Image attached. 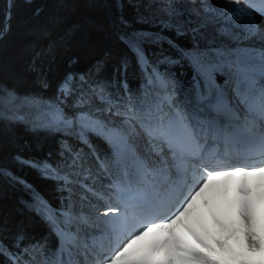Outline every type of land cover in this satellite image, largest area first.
<instances>
[{"label": "snow or ice", "instance_id": "snow-or-ice-1", "mask_svg": "<svg viewBox=\"0 0 264 264\" xmlns=\"http://www.w3.org/2000/svg\"><path fill=\"white\" fill-rule=\"evenodd\" d=\"M53 3L57 12L46 17L34 0H0V71L13 37L36 53L28 63L36 90L21 94L0 79V151L8 105L37 109L29 121L7 122L56 138L57 159L17 153L13 160L54 181L61 193L54 207L0 162V264H149L144 249L125 251L131 240L170 224L194 197L226 195L227 187L212 191L223 178L264 172V0ZM81 8L92 14L72 22ZM61 29V43L94 33L120 51H106L86 73L65 72L55 95L46 97L52 87L46 73L54 70L41 58L53 51V33ZM110 63L113 77L104 79ZM252 153L259 163L239 162ZM6 186L27 194L10 213ZM241 219L249 222L246 209ZM35 225L48 234L37 238ZM51 234L58 238L55 251ZM246 235L251 243L256 234Z\"/></svg>", "mask_w": 264, "mask_h": 264}, {"label": "trees", "instance_id": "trees-1", "mask_svg": "<svg viewBox=\"0 0 264 264\" xmlns=\"http://www.w3.org/2000/svg\"><path fill=\"white\" fill-rule=\"evenodd\" d=\"M34 6L44 10L46 17L57 12V7L53 0H34ZM0 7H3L0 5ZM92 10L81 8L78 15L71 18L72 22H83L84 18L91 15ZM54 32L52 40L56 42L53 51L46 53L41 58V63L46 67L51 62L53 72L46 73L48 79L52 82V87L45 91L43 95L53 97L56 92V83L62 78L65 72H74L83 74L88 71L92 63L99 57L103 56L106 51H111L116 56L120 51L112 42L97 34H88L85 32L76 33L68 37L61 43L57 40V36L62 33ZM185 47L188 46L187 41H181ZM36 53L27 46V44L18 37L6 41L2 53V71H0V79H2L6 87H14L19 93L25 94L35 89V76L28 71V63ZM76 58L77 63L71 64L70 60ZM113 61L112 63H114ZM112 63L109 64L107 70L101 75L104 79H112ZM37 111L35 109L32 114L27 112L20 113L17 109L7 110L6 119L3 123V139L2 151H0V162L5 166L13 169L16 174L25 178L34 188L41 193L54 207L59 206L61 193L57 191V185L54 181L42 178L34 169L22 167L13 160V156L22 153L26 158L35 160L57 159V140L45 133L31 134L27 131L23 124L10 126L8 120L15 116L24 118L29 121L31 116ZM99 143V142H98ZM103 149V145H100ZM27 199V194L19 187H5L4 189V209L6 213L15 210L17 202ZM37 238L41 235L48 234V229L41 225H35L30 229ZM70 241H65V246H70ZM49 244L53 251L58 247V238L55 234L49 236Z\"/></svg>", "mask_w": 264, "mask_h": 264}, {"label": "rangeland", "instance_id": "rangeland-1", "mask_svg": "<svg viewBox=\"0 0 264 264\" xmlns=\"http://www.w3.org/2000/svg\"><path fill=\"white\" fill-rule=\"evenodd\" d=\"M12 108L22 114L27 112L28 115L35 110L22 102L8 105L7 110ZM259 161L260 156L252 153L239 162L259 163ZM258 173L263 174L264 178V172ZM255 174H241L238 181L243 184L242 187H236L234 184L232 187L230 185L227 187L225 184L223 187L229 189L226 195H217L214 199H209L207 192L204 197L194 200L190 208L177 216L168 228L165 229L160 224L150 226L151 229L147 228V232L145 230L141 234L143 238L139 235L131 240L125 251L144 249L149 264H156L157 258L162 264H168V261H171V264H248L242 258V250L246 249L253 256L252 264H262L264 257V183L261 182L264 180L259 179L261 181L259 182ZM205 200L208 201L207 204L204 203ZM244 209L250 215L247 225L241 219V212ZM103 211L104 209L101 208L102 213ZM154 229H164L171 243L162 255L153 245L154 241L160 239L158 237L160 234H155ZM149 231L152 235L148 234ZM246 233L256 234L253 235L251 243ZM257 238H259V246H257ZM111 243L115 245V238ZM98 247L104 248L105 245L99 244Z\"/></svg>", "mask_w": 264, "mask_h": 264}, {"label": "bare ground", "instance_id": "bare-ground-1", "mask_svg": "<svg viewBox=\"0 0 264 264\" xmlns=\"http://www.w3.org/2000/svg\"><path fill=\"white\" fill-rule=\"evenodd\" d=\"M257 155H259L258 153H257ZM256 159H258V158H256ZM241 174L242 173H240V172H237L236 174H234V175H232V176H229V177H225V178H223L222 180H220V181H218L217 182V184L214 186V188L212 189V191H216L217 189H219V188H221V187H223L225 184H227V187H228V185H230L231 187L233 186L232 184H234L236 187H242L243 186V184L241 183V182H239L238 180H239V178H240V176H241ZM255 176H256V178H257V180L259 181V182H261L259 179H261V180H264V178H263V174H261V173H256L255 174ZM244 183H245V181H244ZM261 183H264V182H261ZM264 188V187H263ZM232 189V188H231ZM238 189V188H237ZM244 189H245V187H244ZM242 190V189H241ZM233 191V190H232ZM238 192V191H237ZM262 192V191H261ZM207 194V192L205 193V195ZM231 194V193H230ZM239 194V193H238ZM204 195V196H205ZM204 196H202V197H204ZM264 196V195H263ZM262 196V197H263ZM198 198L199 197H194L193 198V201L194 200H198ZM235 199V198H234ZM239 199H241V198H239ZM260 200L262 199V198H259ZM248 200V199H247ZM192 201V202H193ZM251 201V200H250ZM256 201V200H255ZM192 202H190V204L188 205V207L182 212V213H180V214H183V213H185L187 210H188V208H190V205L192 204ZM231 202H233V201H231ZM234 203V202H233ZM238 203H239V201H238ZM252 203V202H251ZM253 207V206H252ZM175 220V219H174ZM171 224V223H170ZM170 224H160V226H162L163 228H168L169 226H170ZM149 229H151V228H149ZM146 232H147V229H146ZM154 232H155V234H160L158 237L160 238L158 241H154L155 242V244H153L154 246H156V250H159V252H161V255L164 253V251L166 250V248H169L170 247V245H171V243H170V241L168 240V238L166 237V235H165V233H164V229H154ZM150 233V231L148 232V234ZM151 234V233H150ZM144 236H145V234H143ZM152 235V234H151ZM142 236V235H141ZM153 236H155V235H153ZM141 238V237H140ZM142 238H143V236H142ZM147 238H150V237H147ZM143 240V239H142ZM150 241H152V240H150ZM152 245V246H153ZM146 249V248H145ZM155 251V250H154ZM246 251V250H245ZM157 252V251H156ZM160 255V256H161ZM157 258V257H156ZM155 258V259H156ZM249 263H253V256L252 255H250V261H249Z\"/></svg>", "mask_w": 264, "mask_h": 264}]
</instances>
